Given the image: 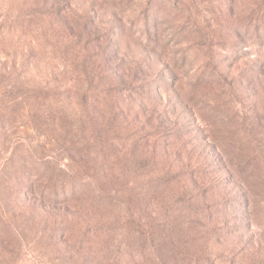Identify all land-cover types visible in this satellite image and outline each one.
I'll return each instance as SVG.
<instances>
[{
	"label": "rangeland",
	"instance_id": "1",
	"mask_svg": "<svg viewBox=\"0 0 264 264\" xmlns=\"http://www.w3.org/2000/svg\"><path fill=\"white\" fill-rule=\"evenodd\" d=\"M82 257L264 264V0H0V264Z\"/></svg>",
	"mask_w": 264,
	"mask_h": 264
},
{
	"label": "trees",
	"instance_id": "2",
	"mask_svg": "<svg viewBox=\"0 0 264 264\" xmlns=\"http://www.w3.org/2000/svg\"><path fill=\"white\" fill-rule=\"evenodd\" d=\"M91 54L90 51L88 50L87 56ZM85 59V58H84ZM93 60V57L91 61ZM88 61V58H86V62ZM92 65V63H91ZM97 69L92 68L89 69L88 67L85 68V65L83 66L81 73L85 76V80L87 84L93 88L96 89L99 84H96L95 82L98 81L101 78V74L95 76ZM106 88V89H105ZM118 87L113 86L112 84H107L104 87V93L107 92V94L113 93L115 90H117ZM39 96H44V98H50L53 96V93H46L44 95L39 94ZM107 125V124H106ZM108 126V125H107ZM106 127V126H105ZM97 130V129H96ZM95 137H99L97 133H94ZM141 156V155H140ZM146 164L148 165L150 160L147 158L146 159ZM45 165H47V176H48V181L46 183L44 181H39L42 185H47L51 186L52 188L48 192L51 195H46V190L44 192V197L50 201H53L54 203H58L61 200V196L63 198V202L65 203L67 200H75L78 198V194L81 192L80 191V186H84L83 183H81V180L74 175L72 172L67 171L66 169H61L57 165H54L50 161H43ZM70 189V193L68 195V190ZM69 197V198H68ZM64 221H61L60 224H54L51 227L48 225L44 224V227L40 230L42 235H45L44 233H47L49 231V236H50V244L56 246L57 249L59 245L65 246L69 245V241L71 240L69 236V228H68V223L65 224L63 223ZM69 222V221H67ZM164 224V223H163ZM151 235L148 237L146 244H143L144 246H148V248L152 247V242H153V230L150 229ZM69 240V241H68ZM49 244V245H50ZM68 253H71V255H68L69 260L72 261V263L78 262V259L76 258L78 255V251H69ZM64 258V257H63ZM83 259L81 260L82 264H90V258L89 257H82ZM84 260H86L84 262ZM203 264H217V261L215 259H209L205 258L203 260ZM55 264V263H54Z\"/></svg>",
	"mask_w": 264,
	"mask_h": 264
}]
</instances>
